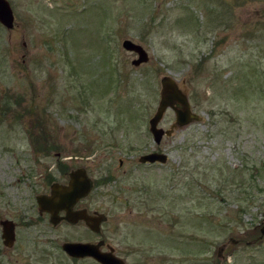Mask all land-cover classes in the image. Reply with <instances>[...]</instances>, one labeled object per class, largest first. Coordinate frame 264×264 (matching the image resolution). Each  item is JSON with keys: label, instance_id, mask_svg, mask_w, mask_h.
I'll list each match as a JSON object with an SVG mask.
<instances>
[{"label": "rangeland", "instance_id": "rangeland-1", "mask_svg": "<svg viewBox=\"0 0 264 264\" xmlns=\"http://www.w3.org/2000/svg\"><path fill=\"white\" fill-rule=\"evenodd\" d=\"M8 1L0 218L30 216L51 178L83 167L100 180L87 204L107 216L101 237L128 264H264V0ZM125 39L148 61L133 66ZM164 77L200 118L157 145L148 121ZM174 121L167 109L158 126ZM152 150L167 161L139 164ZM19 230L22 263L65 264L60 244L89 237L39 219Z\"/></svg>", "mask_w": 264, "mask_h": 264}, {"label": "water", "instance_id": "water-1", "mask_svg": "<svg viewBox=\"0 0 264 264\" xmlns=\"http://www.w3.org/2000/svg\"><path fill=\"white\" fill-rule=\"evenodd\" d=\"M0 23L7 29L13 27L14 15L8 0H0ZM122 47L127 51L136 53L137 57L131 61L133 66H139L149 59L146 50L140 44L130 39L123 40ZM168 108L174 111L175 121L165 130L159 127L158 124ZM199 118L197 114L190 110L186 91L181 90L179 84L173 78L164 77L162 79L156 111L149 119V131L154 143L159 144L164 136L171 137L177 128L198 121ZM166 161L167 155L162 152H149L140 155L138 158L139 163H165ZM69 178L70 180L67 185L53 184L51 186L50 196L39 195L37 197L39 209L48 212L50 214V220L54 224L60 219H64L70 223L83 220L90 229L99 231L100 224L107 219L104 214L90 216L85 214V211L72 210V206L80 198L87 196L92 187V181L88 177L85 168H78L71 171ZM59 211H64L65 214L62 217H58L57 214ZM1 224L3 226L5 243L10 244L13 240V226L8 220L2 221ZM260 232L261 235L259 238L264 235V222ZM231 242L235 243L234 240H231ZM98 246L99 244L65 242L62 245V249L69 256L78 258L89 256L97 260L100 264H123L120 259L110 252H101ZM221 249L220 247L219 251Z\"/></svg>", "mask_w": 264, "mask_h": 264}, {"label": "flooded vegetation", "instance_id": "flooded-vegetation-1", "mask_svg": "<svg viewBox=\"0 0 264 264\" xmlns=\"http://www.w3.org/2000/svg\"><path fill=\"white\" fill-rule=\"evenodd\" d=\"M159 151V150H157ZM65 166L62 165V168H64ZM77 169V168H76ZM75 170V169H74ZM71 170V171H74ZM70 171V172H71ZM70 172H68V176H66V180L64 182H60L57 181L55 178H51L49 181V185H48V190L46 192H41V193H37L35 195V203L33 204V206H31L29 208L28 211H26L25 214L30 213V216H21L18 215V211L16 209L17 214L16 215H12V216H5L0 218V264H32L31 262H34V264H36V261L31 260L30 261H25L24 263H22V258H21V246H20V234H19V229L21 228V223H23L24 225H30V223L33 224V221L36 219L42 220L45 223V226L49 228V232H53L55 230H59L61 228H64V226L66 227H70V228H76V227H82L86 233L89 234V237L87 238H76L74 240L71 239H66L64 240L61 244H60V250L62 251V253L65 255V259L67 260L65 264H100L98 261H96L94 258L92 257H71L69 256L67 253H65L62 249V245L65 242H85V243H91L94 245L99 244L98 248L101 252L104 253H108L110 252L111 254H113L115 257H117L118 259H120L123 264H128V262L126 261V259L122 256H120L117 252V249L110 245L108 242H106L102 237H101V228L102 225L107 221H104L100 224L99 226V231H94L92 229H90L83 220H79L75 223H70L64 219H60L58 220L57 223H52L50 220V214L46 211L40 210L39 206L37 204V197L39 195H45V196H50L51 195V186L53 184H58V185H67L69 183V174ZM67 172H64V174L66 175ZM91 179V178H90ZM110 181H112V178L108 179ZM92 187L91 190L89 192V194L85 197L80 198L73 206H72V210L73 211H85L84 213L90 216H96L98 214H102V212H100V207L99 205L94 206V208L92 209L91 206L88 203V198L91 196L92 192L98 188H100V180H92ZM9 205V202H8ZM34 208V209H33ZM35 212V213H34ZM65 214L64 211H59L57 216L58 217H62ZM34 216V217H33ZM36 216V218H35ZM10 221V223L13 226V240L10 244L5 243V239L3 237V226H2V221ZM29 228H32L31 226ZM43 236V233L37 234L33 237V239L36 240L37 243H39L40 239H38L39 236ZM50 235L47 234L45 236V239L47 237H49ZM32 237V235L28 238V240ZM51 242V240H49ZM48 244L50 243H45L44 247L48 249ZM38 246H36L35 248H37ZM9 253H12V257L8 256ZM31 256L32 253L30 252ZM42 254L43 256L39 258L43 259V260H47L48 258V253L44 250H42ZM31 258V257H29ZM37 258V257H35Z\"/></svg>", "mask_w": 264, "mask_h": 264}]
</instances>
